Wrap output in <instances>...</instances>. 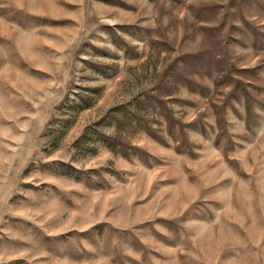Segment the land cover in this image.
<instances>
[{
	"label": "rangeland",
	"instance_id": "1",
	"mask_svg": "<svg viewBox=\"0 0 264 264\" xmlns=\"http://www.w3.org/2000/svg\"><path fill=\"white\" fill-rule=\"evenodd\" d=\"M0 264H264V0H0Z\"/></svg>",
	"mask_w": 264,
	"mask_h": 264
}]
</instances>
